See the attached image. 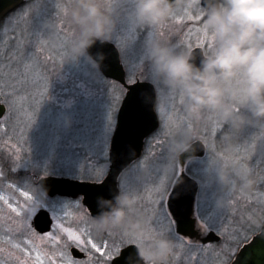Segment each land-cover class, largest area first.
Here are the masks:
<instances>
[{
	"label": "rangeland",
	"instance_id": "374dc122",
	"mask_svg": "<svg viewBox=\"0 0 264 264\" xmlns=\"http://www.w3.org/2000/svg\"><path fill=\"white\" fill-rule=\"evenodd\" d=\"M107 2L114 15L118 2L116 0H107ZM72 6L73 0H31L6 19L0 27V41H3L0 51L4 53L3 64H11L13 72L17 68L23 71V65L18 59H9L12 53L17 51L18 44L21 45L26 57L35 54L34 58L28 61L32 68L24 83H18L15 79L8 81L6 76V81L15 84L14 92L9 88L0 92V104L6 106L5 115L0 119V148L4 149V155L9 162L7 166H3V162L0 163V170L4 173V177L0 178V195H4L14 206L19 202L23 208L21 217H15L6 206L0 207V248L4 249V252L0 253V259L7 261V264H16V257L27 260L28 264H35L36 253L31 250L33 246L41 252L44 264H51L52 260L59 264V256H53V253L64 245L66 238L63 234H60V245L54 246L47 239L42 241L36 238L33 239L32 245L24 243L29 238L24 225H30L34 230L33 220L41 209L51 214L53 224L49 232L38 233L34 230L38 237H47L48 233L56 231L55 225L59 222L58 219H54L56 216L63 217L65 227L87 228L91 231L94 241H101V236L98 237L94 233L91 226L92 218L85 212L80 200L47 197L46 202L41 206L36 204L35 200L25 202L19 195V191L26 190L34 197L38 178L45 173L48 174L47 176L60 175L98 182L109 170L111 137L124 92L111 81L102 79L100 72L86 59L70 60L69 46L75 32L72 25L68 24L65 13ZM29 9L31 10L26 17L17 18L8 26L14 17ZM64 9L67 11L65 12ZM64 19L67 21L65 22ZM128 20L126 19V22ZM53 22L56 24V29L50 32L45 25ZM123 31L126 32V37L131 36L128 28H124ZM37 40L43 42L40 47L36 46ZM4 71L8 73L9 68L5 67ZM180 99V96H166L165 90L159 91L156 111L160 128L147 140L145 156L128 168L129 170L122 177L121 185L125 186L124 191L144 195L146 189L155 187L159 177H165L160 172L159 165L166 162V145L175 134L188 127L179 129L173 127L170 136H163L164 122L158 108L164 109L165 114L173 117L174 120L183 117L191 120L185 109L186 103L182 105ZM208 116L205 114V119ZM68 119L71 120V127L67 126ZM192 123L194 135L206 146L205 156L191 160L187 168L199 183L195 213L202 224L221 235L222 241L214 246H204L201 250V247H188L187 243L184 247H180V241L172 238L175 241L173 259L175 263L180 259L182 264H209L212 260L213 264H226V261V263L222 262V258L230 260L229 256L238 247L236 242L249 238L258 230L256 214L264 215V180H261V176H264V137L257 133V129L248 127L237 135L234 141L236 150L233 151L229 150L221 139L224 132L229 130L227 125L222 126L213 137L208 135L211 125L197 124L194 121ZM159 138L164 142L157 145L156 140ZM252 144H255V148L251 147ZM246 145L249 146L247 159L237 164H247L256 182L254 191L248 196L234 197L231 211L218 210L214 196L219 191V185L215 183L214 177L209 172L210 161L232 165L234 163L221 159L216 153L225 155L237 153ZM15 155H18L23 162L17 172H11L9 169ZM141 161L144 162L143 166H140ZM20 171L32 172L26 175L21 172L19 175ZM145 172L150 175L145 177ZM167 180L169 181L168 178ZM9 183H12L14 188H8ZM171 184L173 185V182ZM171 189L172 187L169 188V193ZM50 201L55 213L46 207ZM65 202L73 206L65 208L63 207ZM76 203L81 206L80 209L75 207ZM152 207L147 200L137 202V211L146 219L145 232L156 226ZM166 208L165 203L164 213L167 212ZM84 214H86L85 218L80 219ZM21 221L23 224L19 230H15ZM223 223L224 228L221 230L223 234H221L217 231ZM112 233L111 240L119 244L120 238L117 232ZM105 236L108 240L107 233ZM5 241L19 243L22 248L31 251V255L23 256ZM68 244L66 251L71 254V249L76 246L70 241ZM125 244L128 243L123 245ZM72 258L85 262L88 260V255L86 254L84 260L73 256Z\"/></svg>",
	"mask_w": 264,
	"mask_h": 264
},
{
	"label": "clouds",
	"instance_id": "9594fccd",
	"mask_svg": "<svg viewBox=\"0 0 264 264\" xmlns=\"http://www.w3.org/2000/svg\"><path fill=\"white\" fill-rule=\"evenodd\" d=\"M191 0H133L130 22L139 29L159 30L167 27L173 17L183 13ZM204 7L203 24L214 36V46L205 52L199 63L192 52L163 39H149L145 44L147 62L157 89L179 92L186 100L188 117L197 124L215 125L218 117L228 131L221 137L229 150H236L235 139L251 127L264 137V0H200ZM65 15L75 35L69 46L70 60L86 59L99 70L106 60L102 52L95 56L91 49L97 44L113 43L117 20L107 0H73ZM45 28L54 32L55 22ZM146 102H151L146 98ZM239 107V110L237 108ZM71 127V120H67ZM256 133V134H257ZM198 141L192 128L178 132L166 145V162L160 172L174 184L178 166L185 154H194ZM191 158V157H190ZM127 172V170H126ZM209 172L219 185L214 196L218 210H232L234 197L248 196L255 188L252 173L242 165L210 161ZM150 173L145 172L147 177ZM48 189L43 183L34 190L36 204L43 205ZM98 214L91 219L96 236L119 232L125 240H139L145 232L146 219L137 211V200L129 191L118 190L112 199L97 200ZM256 227L264 230V215L256 214ZM134 264H172L175 241L163 235L151 243H137Z\"/></svg>",
	"mask_w": 264,
	"mask_h": 264
},
{
	"label": "water",
	"instance_id": "95a60500",
	"mask_svg": "<svg viewBox=\"0 0 264 264\" xmlns=\"http://www.w3.org/2000/svg\"><path fill=\"white\" fill-rule=\"evenodd\" d=\"M27 0H0V24L9 13L24 4ZM205 7V6H204ZM95 56L102 52L106 60L99 69L105 76L121 82L128 89L126 98L121 107L118 125L113 134L109 151V170L102 181H85L65 176L50 175L46 179H38V184L43 183L48 189V197H67L70 199L81 198L82 205L91 217L98 214L97 200L100 197L112 199L118 190L120 174L135 161L143 150L145 139L159 127V119L155 111L156 93L152 84L138 83L128 85L125 83L124 70L120 62L118 50L111 43L97 44L91 50ZM147 87L146 93H138V88ZM150 98L151 102H146ZM6 109L0 104V118ZM194 154H185L180 159L178 179L182 182L174 184L167 200L168 211L178 214L176 232L183 238L206 244L218 242L220 237L213 231H203L198 225L195 215V201L199 185L195 179L186 172L188 161L202 158L206 147L200 140L195 144ZM191 157V158H190ZM53 220L47 210H40L35 217L37 229L44 233L51 228ZM75 258H82L83 254L77 249H72ZM136 259V246L129 245L121 250L111 264H134ZM231 264H264V230H260L251 240L244 244Z\"/></svg>",
	"mask_w": 264,
	"mask_h": 264
},
{
	"label": "snow or ice",
	"instance_id": "6c2138e0",
	"mask_svg": "<svg viewBox=\"0 0 264 264\" xmlns=\"http://www.w3.org/2000/svg\"><path fill=\"white\" fill-rule=\"evenodd\" d=\"M196 9L195 13L193 12V9ZM31 9L24 12L23 14L16 16L13 18V20L10 22L8 26L11 25L13 21H15L17 18H24L28 15ZM66 12L67 9H64ZM204 18V11L203 9L198 7V0H191L190 5L183 11L182 15H178L172 18L171 22L173 24H183L185 21H203ZM5 28V33L7 32V28ZM197 34V39L195 44L191 42V35L193 33ZM157 34L160 37L165 36V28H161L158 30ZM214 36L209 33L207 30L206 25L202 24L201 27H197L194 29L188 30V36L185 38L184 41H182L183 46L190 52H192L193 48L195 49H205V52H210L214 46ZM43 42L40 40L36 41V46L40 47V45ZM3 41H0V47H2ZM179 47V45H178ZM34 53L29 56H25L22 47L20 44L17 45V51L12 53V55L9 57L10 60L18 59L20 63L23 65V71H20L19 68L13 72L11 70L12 66L4 65L3 59H4V53L0 51V92H3L5 88L12 89L14 92L15 84L10 83L8 81H11L15 79L18 83L23 84L24 79L28 76L29 72L31 71L32 65L28 62L29 60H32L34 58ZM5 67L9 68V72L5 73L4 69ZM8 77V81L5 80V77ZM180 103L183 105L186 103L185 98L180 93ZM23 99V97H21ZM15 103V101H13ZM239 110V107L237 108ZM158 112L160 113L162 120H163V136H170L172 134V128L175 127L177 129L181 127H188L194 129V125L191 120H188L187 117L180 118L178 120H174L173 117L167 116L165 114L164 109L158 108ZM209 116H213L214 119H216V124L213 125L209 131L208 135H211L213 137L216 136L217 131L222 127V125L219 123L218 117H215L214 114L208 113ZM207 139V136L205 137ZM164 140L162 138H159L156 140L157 145L162 144ZM252 148H255V144L251 145ZM213 150L214 146H213ZM249 146H244L241 150H238L237 153H229L225 155L224 153H216L221 159H224L225 161H231L234 164L241 163V161H244L247 159ZM23 161H21L20 157L18 155H15V158L13 160V163L10 167L11 172H17L19 169V166H21ZM144 162H140V166H143ZM246 169L250 171L247 164H241ZM179 172L182 174V170L178 169ZM103 173L101 172L100 175ZM47 173H45L43 176H41L39 179L44 180L47 178ZM4 177V173L2 170H0V178ZM261 180H264V176H261ZM8 188H14V185L12 183H9ZM172 187V184L170 181L167 180V177H159L158 182L155 184V187L146 189L144 195H140L138 193H134V197L137 200V202L142 200H147L153 207L152 211L155 215V222L156 226L153 228H150L147 232H144L141 234L139 240L136 239H129L125 241L123 238H121L120 243H116V241L111 240V237L113 236L112 232L107 233V236L109 237L108 240L104 241H94L91 235V231L87 228H81V229H73L72 227H65L63 223V217H56L54 216V219H58V223L55 225L56 231L48 233L47 237H38L36 232L31 228L30 225L25 224L24 227H26V235H28V239L24 241L25 244L32 245L33 239H40L45 240L47 239L49 242L53 243V245H60L61 236L60 234H63V236L66 238L64 245L61 249L53 253V256H59V264H109L114 258V256L119 255L121 244L124 243H131V244H137V243H151L155 239H157L160 236L167 235L170 238H174L178 241H180V247L185 246V242L183 240V237H180L178 233L175 231L174 226L179 222L178 221V214L174 211L170 212L167 210L166 213H164V207H165V200L166 197L170 195L169 188ZM121 190H125V186L122 184L120 185ZM19 195L24 198L25 202L28 201H34V197L29 194L28 191L22 190L19 191ZM52 201V200H51ZM51 201L46 206L48 210L52 211L53 213V207L51 205ZM0 207L6 206L8 210H10V213L14 214L15 217H21L23 208L19 202L15 204V206L9 202V200L4 196L0 195ZM73 206L69 202L63 203V207L68 208ZM75 207L80 209L81 206L76 203ZM82 210V209H81ZM66 215H71V213H66ZM85 215H82L80 219H84ZM25 220L27 217L24 218ZM21 224H23V221H21L20 224H17V227L15 230H19ZM201 228L203 231L207 232L209 231V228L207 225L202 224ZM224 228V223L221 225L220 229L217 231L218 233H221V230ZM11 230V229H10ZM71 242L78 248L80 251L85 252L88 255V260L85 262L74 260L69 252L66 251V249L69 247L68 242ZM6 243H10L11 247L13 249H16L17 251L21 252L23 256H30L31 251L22 248L19 243H13L11 241H5ZM188 247H201L195 245L191 242L187 244ZM32 251H35V264H44V260L42 259L41 252L36 250V248L33 246ZM4 252L3 248H0V253ZM9 255H12V253H9ZM16 264H28L27 260L21 259L20 257H16ZM0 264H7V261L0 259ZM51 264H56L55 260L51 261Z\"/></svg>",
	"mask_w": 264,
	"mask_h": 264
},
{
	"label": "flooded vegetation",
	"instance_id": "af4514ba",
	"mask_svg": "<svg viewBox=\"0 0 264 264\" xmlns=\"http://www.w3.org/2000/svg\"><path fill=\"white\" fill-rule=\"evenodd\" d=\"M116 1L118 2V6L116 8L117 10H115L114 17H116V20H117V28H116L114 35H113V43H111V44H113L115 46V48L118 50L120 62L122 64V67L124 70L125 83L127 84V86L128 85H135L138 83H148L149 84L150 83L149 81L153 79L151 65L147 62L146 53H145L146 41H148L149 39H163V40H167L168 42L175 44L177 46L179 45L178 50H187L183 46L182 41H184L185 38L188 36V30L194 29L197 27H201L202 26L201 24L203 23V21H185L183 24H173L170 21L169 24L167 25V27H165V36L162 38L157 34L158 30L139 29L133 23L130 22L129 18L131 16L132 10L134 8L133 0H116ZM198 7L204 10V5L202 3H200V0H198ZM195 11H196V9L194 8L193 12L195 13ZM126 19H129V20L126 22ZM64 21L66 22L67 19H64ZM59 24H60V22H59ZM68 24H70V23H68ZM72 28H73V26H72ZM124 28H128V30L131 31L130 37H126V32L123 31ZM190 39H191V42L193 44H195L196 39H197V34L194 32L191 35ZM203 53H205V49L193 48L192 54L195 57V61L197 63H199V60L202 58ZM101 78L106 80V81H111L112 83H114V85L119 90L121 89L124 92V96L122 98V101L120 103L119 109L117 110V114H116V123H115V130H116L117 125H118V118H119V114L121 111V107H122V104L124 102V99L126 98L128 89L126 88L125 85H123L118 80L107 77L103 73H101ZM150 84H152V83H150ZM152 86H153V84H152ZM146 88L147 87L138 88V93H140L141 95L146 93L145 92ZM152 88L154 89V87H152ZM154 91L156 93V97L158 98L157 89H154ZM165 91H166V96H168V97H170L171 95L180 96L179 92H169L167 90H165ZM159 128H160V124H159V127L145 139L144 145H143V150H142V153L140 154V156L135 161H133L120 174V176L118 178L119 187H120L121 182H122V177L126 173V170L128 171L129 170L128 168H131L136 162H138L142 157L145 156L144 151H145V146L147 144V140L150 139L158 131ZM108 161H109V158H108ZM187 168H188V166H187ZM31 172L32 171H28V174ZM187 172L189 175H191V173L189 172L188 169H187ZM32 175H33V173H32ZM197 199H198V193H197L196 202H197ZM166 206H167V204H166ZM198 225L201 227L202 223L201 224L198 223ZM209 230H213V229L209 228ZM117 235L120 238L119 239V242H120L121 238H123V236L119 232H117ZM106 239H107V237L105 236V234L103 236H101V241H104ZM183 240L187 244L189 242H191L185 238H183ZM221 241H222V239H221ZM221 241L216 242V243H206V244H200L199 242H193V241L191 243L204 247L207 245L214 246V245L220 244ZM245 241H247V240H244L243 242H245ZM130 244L131 243H128L125 245L122 244V246L120 248V252L123 248H125L126 246H128ZM239 249H240V247H237L236 250L229 256L230 260L222 258V262L226 261L227 262V263L225 262L226 264H231L232 261L234 260L235 256H236L237 252L239 251ZM85 258H86V254L84 253L83 258H81L80 260H84ZM173 260L174 259L172 258V264H182L180 259L176 263H175V260H174V262H173ZM110 264H111V262H110ZM209 264H213V260Z\"/></svg>",
	"mask_w": 264,
	"mask_h": 264
},
{
	"label": "trees",
	"instance_id": "16d2710c",
	"mask_svg": "<svg viewBox=\"0 0 264 264\" xmlns=\"http://www.w3.org/2000/svg\"><path fill=\"white\" fill-rule=\"evenodd\" d=\"M4 154H5L4 149H3V148H0V163L3 162V166H5V165L7 166V165H9V162L7 161V157H6ZM5 161H6V162H5ZM7 163H8V164H7ZM21 172H22L23 175L28 174V172H27V173H24L23 171L18 172V174L20 175ZM32 176H34V174H33ZM9 178H10V176L8 175V176H7V179L9 180ZM13 180H14V179H13ZM238 244H240V242H236V245H238Z\"/></svg>",
	"mask_w": 264,
	"mask_h": 264
}]
</instances>
